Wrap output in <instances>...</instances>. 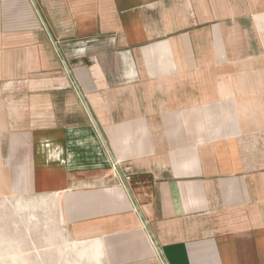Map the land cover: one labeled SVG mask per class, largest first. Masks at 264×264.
Instances as JSON below:
<instances>
[{"label": "crops", "instance_id": "crops-1", "mask_svg": "<svg viewBox=\"0 0 264 264\" xmlns=\"http://www.w3.org/2000/svg\"><path fill=\"white\" fill-rule=\"evenodd\" d=\"M0 264H264V0H0Z\"/></svg>", "mask_w": 264, "mask_h": 264}, {"label": "built area", "instance_id": "built-area-1", "mask_svg": "<svg viewBox=\"0 0 264 264\" xmlns=\"http://www.w3.org/2000/svg\"><path fill=\"white\" fill-rule=\"evenodd\" d=\"M112 166H113V167H115V166H116V163H115V162H113Z\"/></svg>", "mask_w": 264, "mask_h": 264}]
</instances>
